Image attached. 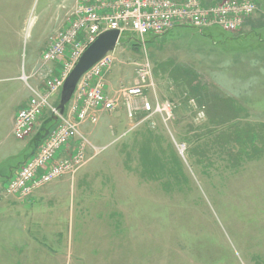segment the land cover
I'll return each instance as SVG.
<instances>
[{
  "label": "rangeland",
  "instance_id": "rangeland-1",
  "mask_svg": "<svg viewBox=\"0 0 264 264\" xmlns=\"http://www.w3.org/2000/svg\"><path fill=\"white\" fill-rule=\"evenodd\" d=\"M168 1L182 12L173 22L184 25L159 36L122 32L103 76L106 94V77L120 81L107 94L117 103L100 112L91 134L83 132L92 144L87 158L75 173L32 187L34 193L75 178L72 193L53 209L44 204L34 215L38 227L2 215L0 264H264V32L223 38L250 25L264 30L258 7L264 0ZM61 2L0 0V131L7 134L14 111L9 141L31 142L25 152L39 130L53 131L57 122L48 118L57 102L50 100L29 132L17 136L25 106H17L19 81L11 78L36 79L44 93L69 71L71 47L54 61L44 54L70 20L46 48L42 43ZM141 69L146 87L130 116L123 91L138 82ZM76 116L70 105L65 118ZM78 139L61 145L54 162L73 158ZM9 188L0 182V202L23 204Z\"/></svg>",
  "mask_w": 264,
  "mask_h": 264
},
{
  "label": "built area",
  "instance_id": "built-area-1",
  "mask_svg": "<svg viewBox=\"0 0 264 264\" xmlns=\"http://www.w3.org/2000/svg\"><path fill=\"white\" fill-rule=\"evenodd\" d=\"M181 13L175 4H171L168 0H77V6L71 14L70 25L52 37V43L44 54L46 61H54L71 47L73 54H76L75 61L64 77L57 84L48 88V92L42 93L31 88L32 97L28 105L23 107L16 117L14 128L16 135L22 136L28 133L31 126L51 106L52 96L60 93L70 71L86 48L101 33L107 30H119L121 37L123 31L130 29L138 32L142 37L147 34L158 36L167 33L176 26H183L182 22H173L175 17ZM185 25L200 30L203 27L199 22H187ZM111 62L112 58L108 53L83 74L63 115L59 113L56 105L51 106L49 112L56 117L57 124L52 129L53 131H50L49 135L36 146L32 155L8 177L9 192L19 191L22 201L25 202L33 194L32 187L50 183L68 172L75 173L77 168L83 164L84 159L87 158L86 147L92 146V144L80 132L79 125L85 122L96 123L100 112L112 111L117 103L106 94V85L103 80ZM144 70L138 71V82L131 87H125L123 91L130 116L134 115L133 112L138 109L137 102L144 95L146 87ZM94 79H96L94 84L90 85ZM142 104L143 108L149 112L154 109V106L152 107L149 102ZM70 105H72L73 111L75 109L77 116L73 120L67 121L65 116ZM51 135L54 137L51 141L49 140L50 143L47 145V140ZM75 137L80 138L78 139L80 143L72 152L73 158H62L54 162L60 146L67 144L70 139H75ZM93 148L96 152L98 151V148L94 146ZM50 149H55V151H50Z\"/></svg>",
  "mask_w": 264,
  "mask_h": 264
},
{
  "label": "crops",
  "instance_id": "crops-1",
  "mask_svg": "<svg viewBox=\"0 0 264 264\" xmlns=\"http://www.w3.org/2000/svg\"><path fill=\"white\" fill-rule=\"evenodd\" d=\"M260 2L262 4H260ZM76 6H77V0H62L61 4H59V7H57V10L54 12V20L51 23V29H50L51 32L47 37H44L42 41L43 49L46 48L47 45L49 44L50 37L53 33H55L59 28L61 29L65 28L69 24L71 14L75 10ZM258 7H259V11L262 13V15H264V3L262 1H258ZM262 17L264 18V16ZM250 26L252 28H249L248 30L240 31L239 33H236V34L228 33L233 38H228L226 35L223 36V38L229 39V40H233V39L237 40V39H241L242 37H245L247 33L264 32V30H258L254 28L252 25ZM212 30L213 29H204L201 34L213 35ZM33 63H31L30 65L34 67ZM58 64L59 63L57 62V65ZM26 74L27 73L25 74L23 73V75H26ZM22 77L23 76L19 73L18 75H15L11 79L15 81H19L18 83L19 87L17 89V93L14 96V99L17 101V106L26 107L29 103L30 96H32L31 88L40 89V88H43L44 86L43 87H39V85L37 86L36 79L33 80V83H24L22 81L24 80V78ZM105 79H107L108 81L107 94L109 96H113L114 95L113 93L115 91L114 90L115 84L116 82H120V81H117V79L113 76L106 77ZM60 93L53 95L51 98L52 101L57 102L56 106L58 105L60 101ZM13 112L14 111H12L9 115L7 134L3 135L0 131V182L7 181L8 177H10L16 171V169L32 155V153L35 151V148H36L35 137H34L33 149L31 152H28V151L25 152L26 150H28V148H30L31 142L22 143V144L18 143V145H14L12 144V142L9 141V136H13L12 134L13 115H14ZM102 116L103 115L102 114L100 115L99 113V117H102ZM90 124L91 123H85L84 125H82L81 127L82 134L83 132L85 134H88V133L91 134V132H88V130L92 129L90 127L91 126ZM87 147L85 151H87ZM24 152L25 154L23 158H19V160L16 163L15 161H11L12 158H17ZM86 157H87V153H86ZM68 182H69L68 178H65L53 184H50L46 186L44 189L34 192L32 196L27 201H25L23 204H19L17 201H15L12 198L7 199L6 201H1L0 202V217H2V215L4 214H7V217H6L7 219L9 217H12L13 219L17 218V222L21 225H25L27 223L29 224L30 222L32 223V225L34 223L37 224V222L34 220V215L39 212V209L44 204L47 205L49 203L50 205H48L47 207H50L53 209L55 208V205L57 202L56 200L63 199L65 195L69 192L72 193L73 191L72 187L74 185L75 178L73 179L72 181L73 183H71V185H68ZM36 226L38 227V224ZM37 242L40 243L41 240H37Z\"/></svg>",
  "mask_w": 264,
  "mask_h": 264
},
{
  "label": "water",
  "instance_id": "water-1",
  "mask_svg": "<svg viewBox=\"0 0 264 264\" xmlns=\"http://www.w3.org/2000/svg\"><path fill=\"white\" fill-rule=\"evenodd\" d=\"M120 39L119 30H107L101 33L83 52L73 69L66 77L60 93V101L57 105L59 113L63 115L66 111L77 84L94 64L101 60L106 54L116 49Z\"/></svg>",
  "mask_w": 264,
  "mask_h": 264
},
{
  "label": "trees",
  "instance_id": "trees-1",
  "mask_svg": "<svg viewBox=\"0 0 264 264\" xmlns=\"http://www.w3.org/2000/svg\"><path fill=\"white\" fill-rule=\"evenodd\" d=\"M48 121H52V124L51 125H54L55 122H57V119H56V117L51 116V119L48 118ZM47 129H49V128L46 127L45 129H42V130H44V132H45ZM46 136H47L46 133H44V135H43V132L39 130L38 134L35 137V145L37 146L38 144H40L43 141V139L46 138Z\"/></svg>",
  "mask_w": 264,
  "mask_h": 264
}]
</instances>
